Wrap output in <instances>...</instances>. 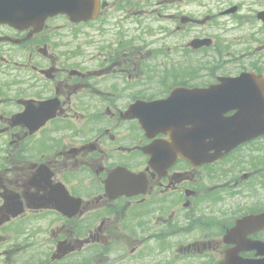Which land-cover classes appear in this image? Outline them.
Masks as SVG:
<instances>
[{"label": "flooded vegetation", "instance_id": "obj_1", "mask_svg": "<svg viewBox=\"0 0 264 264\" xmlns=\"http://www.w3.org/2000/svg\"><path fill=\"white\" fill-rule=\"evenodd\" d=\"M261 12L264 0H99L90 20L55 16L38 31L0 25V264H172L178 246L195 264L199 246H223L217 222L202 217L217 207L215 166L178 158L162 173L146 151L168 136L148 137L125 112L176 86L264 75V35L252 26ZM189 37L212 44L192 50ZM156 54L165 83L152 73ZM117 168L138 175L131 189L122 178L108 186ZM8 196L20 202L17 216ZM56 199L70 215L54 209ZM26 233L44 239L51 259L24 253Z\"/></svg>", "mask_w": 264, "mask_h": 264}, {"label": "rangeland", "instance_id": "obj_2", "mask_svg": "<svg viewBox=\"0 0 264 264\" xmlns=\"http://www.w3.org/2000/svg\"><path fill=\"white\" fill-rule=\"evenodd\" d=\"M179 247H180V246L176 247L175 251H177ZM128 250H129V249H127V252H128ZM218 253H219V256H220V251H217V255H214V259H215V260L218 258ZM174 257L177 258L178 255H175Z\"/></svg>", "mask_w": 264, "mask_h": 264}, {"label": "water", "instance_id": "obj_3", "mask_svg": "<svg viewBox=\"0 0 264 264\" xmlns=\"http://www.w3.org/2000/svg\"><path fill=\"white\" fill-rule=\"evenodd\" d=\"M224 264H226V263H224ZM260 264H264V262L263 263H260Z\"/></svg>", "mask_w": 264, "mask_h": 264}]
</instances>
